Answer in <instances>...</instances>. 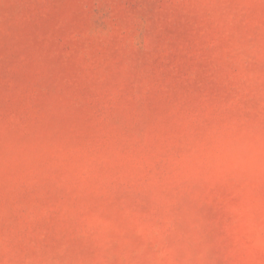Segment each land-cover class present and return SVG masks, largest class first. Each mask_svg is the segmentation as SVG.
Returning <instances> with one entry per match:
<instances>
[{"label":"rangeland","instance_id":"1","mask_svg":"<svg viewBox=\"0 0 264 264\" xmlns=\"http://www.w3.org/2000/svg\"><path fill=\"white\" fill-rule=\"evenodd\" d=\"M0 264H264V0H0Z\"/></svg>","mask_w":264,"mask_h":264}]
</instances>
